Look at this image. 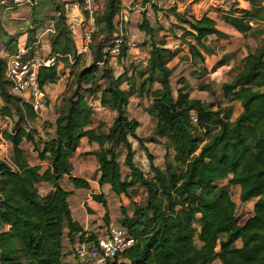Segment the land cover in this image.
<instances>
[{
    "label": "trees",
    "instance_id": "obj_1",
    "mask_svg": "<svg viewBox=\"0 0 264 264\" xmlns=\"http://www.w3.org/2000/svg\"><path fill=\"white\" fill-rule=\"evenodd\" d=\"M102 1L91 45L92 63L77 72L76 86L72 82L65 93L55 122V135L44 148L22 126L39 114L10 92L6 62L0 55V99L5 102L0 104V115L17 120L16 128L6 134L13 146L11 164L0 163V264H62L65 229L68 227L72 235L82 228L74 220L68 201L72 192L62 186L61 179L69 175L76 187L90 188L89 181L71 172V158L83 137L100 145L96 154L100 184H110L116 194L129 196L134 204L132 216L127 207H122L121 224L129 229L136 243L123 254L122 260L113 264H264V40L243 60L240 70L236 71V67L230 80L221 86L222 96L228 102H242V113L230 121L221 108L214 110L201 100L191 98L185 86L175 94L169 64L177 52L154 41L149 65L143 73L145 80L139 88L128 72L115 76L110 65L114 56L105 53V47L114 33L121 0ZM249 1L253 9L243 12L248 22L236 19L233 23L242 32L252 30L264 35L263 2ZM54 4L60 15L56 19L57 34L53 42L65 37V55L76 58L75 42L65 26L64 5ZM149 10L142 12L140 29L154 39V29L147 17ZM176 16L189 26L184 28L183 39L193 59L204 61L200 47L205 46L209 35L222 34L217 22L207 15L199 19H188L178 13ZM249 20L262 24L253 27ZM99 30L103 35L95 47L94 38ZM127 50L123 43L116 56L118 62L127 56ZM63 59L69 62L68 57ZM99 61H104L101 77L96 76ZM60 79L57 68L40 70L39 81L44 88ZM101 79L107 82L103 88ZM182 82L180 79L179 83ZM156 83L160 87L152 92ZM124 84L129 88H123ZM83 86H88L87 90ZM82 91L100 92L102 104L117 112L108 132L103 130V124L91 128L94 112L83 106ZM135 93L140 96L152 93L153 101L147 108L155 120V136L151 141L159 143L158 137H165L167 147L174 150L173 162H168L165 168L154 164L144 139L137 133L141 122L128 113ZM193 112L197 113V123L192 120ZM25 140L35 143L41 159L50 160L49 169L42 172L41 166L29 163L23 147ZM133 140L139 141L149 153L152 177L135 163ZM120 146L126 148L125 164L130 169L127 176L123 175L119 161ZM225 180L228 184L222 186L220 182ZM43 181L54 186L46 195L39 190ZM234 185L241 187L242 202L259 198L253 214L249 216L247 212L248 218L243 221V218L238 220L237 204L229 189ZM138 187L146 192L144 203L133 198L132 192ZM94 197L108 209L104 195ZM108 217L107 214L105 219ZM84 238L86 234L81 240ZM88 239L96 238L92 234ZM197 239L202 246L197 244ZM239 239L243 241L241 247L236 246Z\"/></svg>",
    "mask_w": 264,
    "mask_h": 264
},
{
    "label": "crops",
    "instance_id": "obj_2",
    "mask_svg": "<svg viewBox=\"0 0 264 264\" xmlns=\"http://www.w3.org/2000/svg\"><path fill=\"white\" fill-rule=\"evenodd\" d=\"M67 1L31 0L29 4L21 5L14 9H8L5 5L0 4V55L5 62L8 56L14 54L19 47L23 46L29 47L33 52L45 55L58 54L61 58L57 67L61 79L57 83L46 86L49 101L47 110L41 112L29 124L22 125L33 133L36 142L42 148L55 135V122L62 106L63 97L73 81L74 72H72V65L75 64V68H78L83 62L86 61L89 64L92 60L91 51L90 54L80 56L78 62H72L73 56L70 54L65 56L66 38L62 36L53 42V38L57 34L55 29L56 19L60 15L58 7L54 3H62L65 14V3ZM134 1L137 0H121L114 22H116L121 8ZM262 2L264 5V0ZM252 9L253 5L249 0H177V4L173 8L166 4H161V6H155L147 12L148 20L154 29V39L151 38L150 34L140 29V25L143 22V13H134L125 23L124 44L128 48L127 56L120 62H118L116 56L113 59L115 62L112 60L115 73L118 76L128 72V76L132 78L135 86L139 88L140 83L144 79L143 73L149 65L150 49L154 41L160 46H165L177 52L176 57L169 64L172 69V83L175 94L182 85H185L186 90L190 92L191 98L201 100L214 110L221 108L227 120L235 121L243 111L242 102H228L222 96L220 88L223 83L230 80L234 69L240 66L249 54L256 51L259 46L258 41L264 40V35L253 33L254 31L252 30L246 33L242 32L233 23V20L236 19L248 22L243 12L251 11ZM176 13L188 19H199L207 15L217 22V27L222 34L209 35L205 40V46L200 47L205 57L204 61L193 59L190 48L183 39L184 28H189V26L179 20ZM169 23L177 24L178 26L171 30L167 27ZM249 24L257 27L262 23L249 20ZM65 26L67 27L66 20ZM70 34L77 49L76 41L79 40L80 34L73 35L71 32ZM188 40H192V38ZM63 57H68L69 62L67 63ZM182 78L184 82L177 84V81L179 82ZM159 87L160 84L156 83L152 88V92ZM128 88L129 86L126 84L125 89ZM82 93L85 95L83 104L85 108H91L94 102L101 101L100 92L97 93V97L92 93L91 95L93 96H91L86 91H82ZM152 101V93L143 96L135 93L130 99L128 113L131 118H136L141 122L137 133L144 139L145 145L153 156L154 164L165 168L168 162H173L174 150L167 147V138L165 137H158L159 143L151 141V138L155 136V120L147 112V108ZM116 116L117 112L115 110L105 107L102 112L94 113V122L91 128H98L100 124H103V130L108 132ZM3 118L11 120L9 116ZM3 118H0V123H2ZM6 121L2 124L3 128L4 124L6 127L8 126ZM200 132L204 133L205 130ZM133 144L136 151L135 163L141 166L147 174L148 171H151L150 159L144 160L143 164L139 161V157L146 155L145 153L147 152L142 149L139 141L133 140ZM7 146L12 149V142ZM23 147L32 166H41L42 172L51 167L49 159L40 158L34 142L25 140ZM121 147L123 146L119 147V153ZM99 151V143L91 142L88 137H83L77 151L71 158L72 175L89 181L90 188L76 187L69 175H65L61 179L62 186L72 192L68 201L74 220L82 228V231L74 232L72 235L69 233L68 227L65 229L62 264H82L75 254V247L80 243L82 235L86 234L89 237L94 234L97 238L109 225L121 224L123 218L121 209L123 206L128 208L132 202L129 196L116 194L110 184H100V164L96 155ZM125 155L126 153L123 152L119 157V161L122 165L123 175L127 176L130 173V169L125 164ZM220 184L222 186L227 185L228 180L222 181ZM53 189L54 186L50 182L43 181L39 184V190L43 195L48 194ZM229 189L230 192L237 190L240 198V186H230ZM95 195H104L106 197L108 209L102 202L95 199ZM258 199L252 198L247 202H242L246 206L249 216L253 214ZM133 213L134 211L129 213V215L132 216ZM107 214L109 216L108 220L105 219ZM93 241H96V239ZM198 245L202 246V242L199 241ZM242 245L243 241L239 239L236 242V246L241 247Z\"/></svg>",
    "mask_w": 264,
    "mask_h": 264
},
{
    "label": "built area",
    "instance_id": "obj_3",
    "mask_svg": "<svg viewBox=\"0 0 264 264\" xmlns=\"http://www.w3.org/2000/svg\"><path fill=\"white\" fill-rule=\"evenodd\" d=\"M30 2L31 0H0V4L8 9ZM161 4L173 8L177 0H137L122 7L114 22L115 30L109 44L105 47V53L113 56L120 54L121 46L125 41V23L131 15L145 12L152 6H161ZM99 6L98 0H68L65 3V20L68 30L73 35L80 34L79 40L76 41V58L74 57L72 62L80 56L91 53ZM60 59L58 54L45 55L33 52L26 46L19 47L14 54L8 56L6 61V78L10 84V92L20 97L22 103L30 104L38 114L47 110L48 94L46 88L40 84L39 73L42 68H57ZM97 64L103 66L104 61H99ZM91 109L94 113H99L105 110V106L102 101L94 102ZM192 120L197 123V113H192ZM5 144H7L6 140ZM6 158L8 159L9 155H6ZM81 239L75 247V254L82 264H113L121 260L123 254L136 243L135 237L122 224L109 225L97 236L96 241L89 240L87 236Z\"/></svg>",
    "mask_w": 264,
    "mask_h": 264
},
{
    "label": "rangeland",
    "instance_id": "obj_4",
    "mask_svg": "<svg viewBox=\"0 0 264 264\" xmlns=\"http://www.w3.org/2000/svg\"><path fill=\"white\" fill-rule=\"evenodd\" d=\"M99 9L101 10L102 9V7H103V1L101 0L100 2H99ZM156 7H158L157 5H156ZM178 25L177 24H173V23H169V24H167V27H169V29H171V30H173L174 29V27H177ZM163 27L164 28H166L164 25H163ZM100 31L101 30H99V31H97L96 32V34H95V38H94V43H93V45L96 47L97 45H98V42H99V38H100V36L101 35H103V34H100ZM262 41V40H261ZM261 41H258V43L260 44V42ZM91 62H92V60L90 61V63L89 64H87L86 63V61L85 62H83V64L81 65V67L80 68H78L79 70H76V68H75V64H73L72 65V72H74V74H75V76H74V74H73V86H76V83H77V72H79V71H81L82 69H84L87 65L89 66L90 64H91ZM113 62H115V60H113ZM68 63V62H67ZM111 66H112V68H114V63L112 64H110ZM240 67L241 66H238L237 68H236V71H238V70H240ZM103 69H104V66L102 67V66H100L99 68H98V70H97V73H96V76L97 77H101L102 76V74H103ZM75 70H76V73H75ZM114 73H115V68H114ZM123 74V73H122ZM122 74H120V75H118V77L119 76H121ZM115 76H117V74L115 73ZM144 77V79H143V81L145 80V76H143ZM183 79V78H182ZM143 81L140 83V85H139V87L141 86V84L143 83ZM176 81V80H175ZM99 83H100V86H101V88H103V87H105L106 86V84H107V82L104 80V79H101L100 81H99ZM183 83V82H182ZM181 83V84H182ZM175 84H176V82H175ZM177 84H180L178 81H177ZM183 86H185V85H182L181 87H183ZM126 87V84H124L123 85V88H125ZM175 87H176V85H175ZM83 90H87V88H88V86H83ZM173 88H174V85H173ZM72 90H74V89H72ZM220 90H221V88H220ZM175 92V91H174ZM88 93H90V92H88ZM98 93V92H97ZM97 93H92V94H94L96 97H97ZM90 95H91V93H90ZM176 95H177V93H176ZM91 96H93V95H91ZM5 102L2 100V99H0V104L2 105V104H4ZM6 115H0V118H3V117H5ZM10 117V116H9ZM5 121H6V119L5 118H3V120H2V123H0V163H4V164H11V158H12V153H13V151H12V149H13V146H12V149L9 147L8 148V144L11 142V140L6 136V134L9 132V133H12V131L14 130V128H16V118L14 119V118H12L11 117V120H8L6 123H7V127L5 126V124H4V128L2 127V124L3 123H5ZM5 140L7 141V144H5ZM123 152H125L126 153V148L123 146V147H121V149H120V155L123 153ZM146 155H143V156H141V157H139V161L143 164V162H144V160H147V159H150V155H149V153H145ZM6 155H9V158L7 159L6 158ZM125 165V164H124ZM1 166V165H0ZM147 174H148V176L149 177H151V176H153L152 175V173H151V171L149 172H147ZM132 195H133V198L135 199V200H137L138 202H140V203H144L145 201H146V192H145V190L143 189V188H141V187H138V188H135L134 190H133V192H132ZM231 196H232V199L236 202V204H237V212H236V215H237V217H238V220H241L242 218V221L243 220H245V219H247L248 217H247V210H246V206L242 203V201L240 200V198H239V196H238V191L237 190H233V191H231ZM128 211H129V213H132L133 211H134V204H133V202H131L130 204H129V206H128ZM96 238V237H95ZM197 244H199V240L197 239Z\"/></svg>",
    "mask_w": 264,
    "mask_h": 264
}]
</instances>
